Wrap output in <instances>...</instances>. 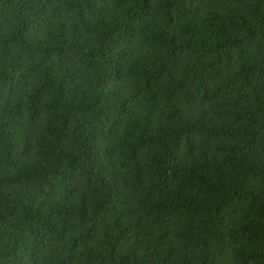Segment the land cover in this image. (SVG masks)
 Listing matches in <instances>:
<instances>
[{
	"label": "trees",
	"instance_id": "trees-1",
	"mask_svg": "<svg viewBox=\"0 0 264 264\" xmlns=\"http://www.w3.org/2000/svg\"><path fill=\"white\" fill-rule=\"evenodd\" d=\"M159 112L176 187L141 184L117 142ZM66 139L87 182L141 186L158 225L120 233L70 198L56 255L1 230L0 264H264V0H0V199L33 172L67 183Z\"/></svg>",
	"mask_w": 264,
	"mask_h": 264
},
{
	"label": "clouds",
	"instance_id": "clouds-1",
	"mask_svg": "<svg viewBox=\"0 0 264 264\" xmlns=\"http://www.w3.org/2000/svg\"><path fill=\"white\" fill-rule=\"evenodd\" d=\"M117 131L127 160L143 169L141 184L176 187L183 183L187 160L179 147L177 125L166 112L121 122ZM57 152L67 183L47 172H33L6 189L0 199V231L22 233L56 255L67 226V217L59 215L65 214L70 198L86 202L89 221L120 233L158 225L150 203L145 207L138 198L141 186L116 180L94 188L85 179L87 165L71 140L59 144Z\"/></svg>",
	"mask_w": 264,
	"mask_h": 264
}]
</instances>
